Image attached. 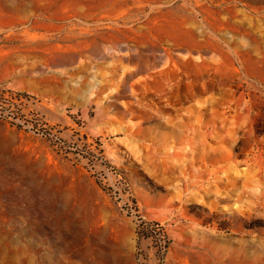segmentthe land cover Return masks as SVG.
<instances>
[{
    "label": "rangeland",
    "instance_id": "rangeland-1",
    "mask_svg": "<svg viewBox=\"0 0 264 264\" xmlns=\"http://www.w3.org/2000/svg\"><path fill=\"white\" fill-rule=\"evenodd\" d=\"M129 205L264 264V0H0V264H136Z\"/></svg>",
    "mask_w": 264,
    "mask_h": 264
},
{
    "label": "built area",
    "instance_id": "built-area-1",
    "mask_svg": "<svg viewBox=\"0 0 264 264\" xmlns=\"http://www.w3.org/2000/svg\"><path fill=\"white\" fill-rule=\"evenodd\" d=\"M124 208L133 221L136 264H164L170 237L162 223L156 219L147 218L144 214L139 213L133 205Z\"/></svg>",
    "mask_w": 264,
    "mask_h": 264
}]
</instances>
